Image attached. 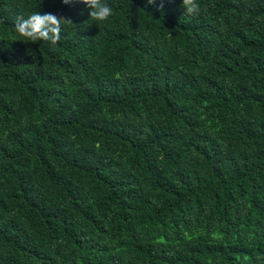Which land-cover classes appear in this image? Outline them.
<instances>
[{
  "label": "trees",
  "instance_id": "obj_1",
  "mask_svg": "<svg viewBox=\"0 0 264 264\" xmlns=\"http://www.w3.org/2000/svg\"><path fill=\"white\" fill-rule=\"evenodd\" d=\"M102 2L0 0V264H264V0Z\"/></svg>",
  "mask_w": 264,
  "mask_h": 264
},
{
  "label": "clouds",
  "instance_id": "obj_2",
  "mask_svg": "<svg viewBox=\"0 0 264 264\" xmlns=\"http://www.w3.org/2000/svg\"><path fill=\"white\" fill-rule=\"evenodd\" d=\"M63 3L68 4L70 0H62ZM88 6L89 18L94 21H106L113 14V9L102 0H82ZM148 3H155V0H148ZM182 4L189 14H197L201 11L198 0H182ZM161 7H163V0H161ZM69 19L57 16L52 13L35 12L25 18L18 16L15 21V30L21 36L25 37L27 41H48L52 45H56L61 39V29L64 22Z\"/></svg>",
  "mask_w": 264,
  "mask_h": 264
}]
</instances>
